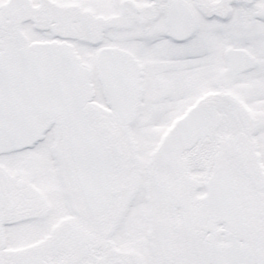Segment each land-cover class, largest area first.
Listing matches in <instances>:
<instances>
[{
	"label": "snow or ice",
	"instance_id": "1",
	"mask_svg": "<svg viewBox=\"0 0 264 264\" xmlns=\"http://www.w3.org/2000/svg\"><path fill=\"white\" fill-rule=\"evenodd\" d=\"M0 264H264V0H0Z\"/></svg>",
	"mask_w": 264,
	"mask_h": 264
}]
</instances>
